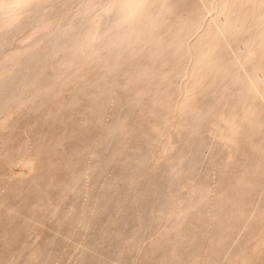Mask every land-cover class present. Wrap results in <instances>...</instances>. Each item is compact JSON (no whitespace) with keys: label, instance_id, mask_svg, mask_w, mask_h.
<instances>
[{"label":"bare ground","instance_id":"6f19581e","mask_svg":"<svg viewBox=\"0 0 264 264\" xmlns=\"http://www.w3.org/2000/svg\"><path fill=\"white\" fill-rule=\"evenodd\" d=\"M197 149L209 170L192 180ZM0 177V264L49 259L73 232L75 264L106 262L130 218L153 234L139 264L207 262L264 186V0H0ZM260 194L224 264H262Z\"/></svg>","mask_w":264,"mask_h":264},{"label":"rangeland","instance_id":"374dc122","mask_svg":"<svg viewBox=\"0 0 264 264\" xmlns=\"http://www.w3.org/2000/svg\"><path fill=\"white\" fill-rule=\"evenodd\" d=\"M95 15V14H94ZM97 15V14H96ZM114 16H115V14H113ZM112 14H101L99 17H101V20L104 22V26H106L105 28H104V26H102L103 27V29H100V30H104L105 31V29H106V31L107 30H109V28L108 27H111L110 29H112L113 27L111 26V24H109V26H108V24L107 23H110V21H111V18L112 17H114V16H112ZM191 16L193 17V18H196V16H200V14H191ZM206 19V18H205ZM205 19H203V20H205ZM196 20V19H195ZM202 19L200 18V22H203V20L201 21ZM205 22V21H204ZM203 22V23H204ZM205 23H207V20H206V22ZM202 24V23H201ZM202 25H204V24H202ZM191 32V31H190ZM111 108L113 109L114 108V106H112L111 105ZM114 109H116V112H118V110L120 111V112H122L124 109L122 108H114ZM29 116V117H28ZM34 116L33 115H26L24 118H22L19 122H18V126L19 127H21V126H23V125H25L27 122H28V120L30 121L32 118H33ZM108 120H109V118H107V119H105L104 120V122L105 123H109L108 122ZM107 121V122H106ZM103 121L101 122V126H103V125H105L104 126V128H106L107 127V124H103L104 123ZM109 125V124H108ZM210 138V141H211V136H208V138H207V136L206 137H204L203 138V140L202 139H199V143H198V145H200L199 146V148H202V146H204L205 145V143H208V139ZM202 142V143H201ZM201 143V144H200ZM109 147H111V146H109ZM109 147L106 149V150H104V152L106 151L107 153H105L104 155H107L110 151H111V149H109ZM206 153H205V152ZM103 152V153H104ZM198 152V153H197ZM208 152H210V150H207V149H197V151H195V153H194V158H195V163L193 164V166L191 167V169H190V173H191V177L193 178L192 180H194V179H196V178H198V177H200L203 173H205V172H208V167L206 166V163H205V158L208 156V155H205V154H208ZM197 153V154H196ZM210 154V153H209ZM203 156H204V158H203ZM202 159H204V160H202ZM197 162V163H196ZM92 163V159L91 158H88V157H86L83 161H82V163L77 167L78 169H77V172H76V174H75V177H74V179H75V185L73 186V188H72V192H71V195H73V194H76V193H81V192H83L84 191V188H85V185H87L88 184V182H91V180H92V178L90 177H88V178H86V181H85V175H84V172H85V169L87 168V167H89L90 166V164ZM12 165V166H11ZM8 166H9V168H8ZM8 166H7V170L5 171V172H7V171H9V174L7 175V177H6V181H8V182H11L15 177H17L18 175H19V171H20V173H22L21 171H25V167L21 164V163H15L14 165L11 163V164H8ZM197 167V168H196ZM109 170H112V169H109ZM109 170H107L109 173H107V176H108V174H110V172H113V170L112 171H109ZM200 171H202V172H200ZM17 175V176H16ZM105 177H104V179L105 178H107V176H106V173H105V175H104ZM2 177V176H1ZM0 177V178H1ZM11 179V180H10ZM263 183L264 182H262V184L261 185H263ZM262 187H264V186H262ZM258 188L256 191H255V193H252V194H254V195H250V197H249V201L247 202V203H245L246 205H245V207L243 208V210H242V212H241V214H240V217L241 218H238L237 217V219H239V220H241V223L242 224H240L239 223V220L238 221H236L235 222V220H237V219H234V221L233 222H235V223H231V225H230V227H229V229L227 230V232L228 233H230L231 235H229V234H226L225 235V241L226 242H224V240L222 239V241H221V245L219 244V246H218V248H216V251H215V253H213V255L210 257V259L205 263V264H224L225 263V261L227 260L226 258H228L229 257V255L230 254H228V253H231V252H229V251H232V249H233V245L234 244H236V242H238V240H239V236H241L242 235V233H243V231H244V229H245V226H246V224H247V221H248V219H250L251 217H252V205L254 206V204L256 203V200L260 197L261 198V191H262V193L264 192L263 190H264V188ZM81 189V190H80ZM259 190V191H258ZM128 189H127V187H124L123 189H122V191L120 192V197H123V196H126L127 194H128ZM4 194V190L3 191H0V196L1 195H3ZM260 194V195H259ZM259 196V197H258ZM119 197V196H118ZM82 198H83V195H82ZM82 200V199H81ZM253 202V203H252ZM250 203V204H249ZM249 204V205H248ZM251 207V208H250ZM250 208V209H249ZM248 211V212H247ZM108 212H109V210H108ZM110 212H111V210H110ZM250 212H251V214H250ZM115 213V212H114ZM112 215H114V214H112ZM247 215H249V216H247ZM38 219V218H37ZM132 219L130 218V220H129V224H128V226L126 227V229L129 231L128 232V236H127V238H126V241H125V239L123 240V239H120V240H118L116 243H117V247H119L118 248V250L120 249L121 250V259H120V261H119V264H139V262H140V257H141V255H142V253H143V251L147 248V246H148V244H149V241H150V239H151V235H153V234H149V233H146L147 234V236H145V235H143L142 237H140V238H138V237H135L134 235L132 236V233H131V227H132ZM38 222L39 223H41L42 224V222H41V220L39 219V220H37V223H35V226H36V228H35V226L32 224V226L30 227L31 228V230H33L34 232H39V234H41L42 235V237H43V240L45 241V246L46 247H48V246H50L52 243V240H55V241H61V238H59L60 236H55L56 238H59V239H56V238H53L54 237V232H55V230H56V225H57V223L55 222V221H53V220H51V221H45V222H43L44 223V225L42 226L41 224H38ZM234 225V227H233V225ZM238 224H240V225H238ZM39 225H41V227L39 226ZM38 226V227H37ZM243 227V228H242ZM97 228L98 227H96L95 229L97 230ZM42 229V230H41ZM76 228H74V230H75ZM117 229L118 228H115L114 230L115 231H117ZM241 231H240V230ZM114 230H113V232H114ZM126 230V231H127ZM24 231V230H23ZM70 232H73V228H71V230H70ZM24 233L25 234H29L30 233V231L29 232H27L26 230L24 231ZM52 233V234H51ZM150 233H153L152 231L150 232ZM239 233V234H238ZM74 234V232L71 234V235H69V237H68V239H64L65 241H64V244L65 245H63V248H62V250L60 251V252H58L59 254H56L55 256H53V257H51V258H46V257H42L41 259H40V261L37 263V264H75V260H76V258H77V256H78V251H79V245H78V242L76 241V237L73 235ZM131 234V235H130ZM241 234V235H240ZM46 236H49V237H46ZM51 236H53V237H51ZM131 236V237H130ZM227 236L228 237H231L230 239H227ZM26 237V236H25ZM129 237H130V239H129ZM27 238H29V237H27ZM26 238V240H28ZM47 238V239H46ZM75 238V239H74ZM138 238V239H137ZM234 238H236L235 240H234ZM50 239V240H49ZM70 239V240H69ZM132 239V240H131ZM142 239V240H141ZM138 240V241H137ZM228 240H230V241H228ZM46 241H47V243H46ZM51 241V242H50ZM72 241V242H71ZM74 241V242H73ZM105 241H107V239H105ZM233 241V242H232ZM236 241V242H235ZM48 242H49V244H48ZM224 242V243H223ZM51 243V244H50ZM74 243H76L77 244V246H76V244H74ZM122 243H123V246H121L122 245ZM126 244H128V245H126V246H128V247H126L125 245ZM146 244V245H145ZM230 244H231V246H230ZM119 245V246H118ZM76 246V247H75ZM235 246V245H234ZM117 247H116V251H118L117 250ZM230 247V248H229ZM123 248V249H122ZM125 248H127V249H125ZM229 250H228V249ZM123 250V251H122ZM73 251V252H72ZM115 251V252H116ZM112 253V254H110L109 255V260L108 261H106V262H99L100 264H115V260H116V257H115V255H116V253ZM227 252V253H226ZM65 253H67V254H65ZM225 253H226V255H228V257L225 255ZM123 254H125V255H123ZM116 256H118V255H116ZM123 257V258H122ZM263 257V258H262ZM107 258V259H108ZM48 259V260H47ZM106 259V260H107ZM226 259V260H225ZM42 260H44L43 262H42ZM98 260H100V256H99V258H98ZM258 261H261L262 262V264H264V255H262L261 257H259L258 259H257ZM10 261L11 260H8V263H10ZM139 261V262H138ZM42 262V263H41ZM45 262V263H44ZM108 262V263H107ZM121 262V263H120ZM203 263V264H204Z\"/></svg>","mask_w":264,"mask_h":264}]
</instances>
